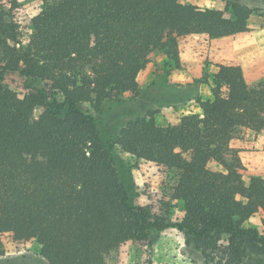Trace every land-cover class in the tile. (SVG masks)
<instances>
[{
	"label": "trees",
	"instance_id": "trees-1",
	"mask_svg": "<svg viewBox=\"0 0 264 264\" xmlns=\"http://www.w3.org/2000/svg\"><path fill=\"white\" fill-rule=\"evenodd\" d=\"M17 6L0 0V256L8 235L35 241L47 264H106L127 243L144 254L150 232L170 227L210 264L264 253V234L244 227L264 210V178L245 184L230 147L243 129L264 132V79L248 85L240 66L221 65L211 99L197 101L201 115L167 127L149 115L118 131L122 153L174 175L146 206L131 204L97 120L81 108L135 96L152 54L178 65L179 38L244 33L253 10L236 2L215 10L177 0H52L21 39ZM8 73L24 79L20 93L5 83ZM176 202L183 216L170 223Z\"/></svg>",
	"mask_w": 264,
	"mask_h": 264
},
{
	"label": "rangeland",
	"instance_id": "rangeland-1",
	"mask_svg": "<svg viewBox=\"0 0 264 264\" xmlns=\"http://www.w3.org/2000/svg\"><path fill=\"white\" fill-rule=\"evenodd\" d=\"M9 6L10 0H2ZM52 0H17L14 11L21 39L31 33L30 20L37 15L45 2ZM183 5H194L200 9H224L227 2H236L254 12L248 21V30L231 37L211 40L207 35H189L178 39L179 63L154 53L137 77L138 92L135 96L124 95L116 100L104 101L98 110L83 104L82 110L92 114L106 147L110 150L114 166L134 206H146L150 196L159 195L162 189L174 183V175L156 168L152 163L135 160L114 146L118 131L129 121L148 118L167 127L178 123L187 114L201 115L197 101L211 99V80L221 65H238L248 85L264 79V0H177ZM5 83L21 92L24 79L15 73L5 76ZM39 110L35 111L38 115ZM238 152L240 173L245 184L250 178H264V132L254 133L243 129L230 142ZM212 171H223L221 165L210 162ZM182 204L176 202L168 219L170 223L180 221ZM264 234V210L259 211L244 223ZM4 255L0 264H47L40 255L35 241L13 243L8 235L2 237ZM106 264H210L194 247L184 233L170 227L164 231L150 232L149 246L144 254L127 243L111 254ZM241 264H264V253L247 254Z\"/></svg>",
	"mask_w": 264,
	"mask_h": 264
}]
</instances>
